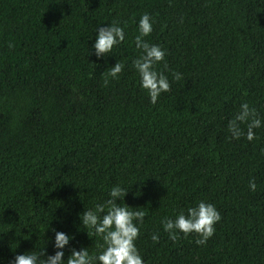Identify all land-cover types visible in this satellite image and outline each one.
<instances>
[{
    "label": "trees",
    "instance_id": "trees-1",
    "mask_svg": "<svg viewBox=\"0 0 264 264\" xmlns=\"http://www.w3.org/2000/svg\"><path fill=\"white\" fill-rule=\"evenodd\" d=\"M145 12L170 81L154 105L129 67ZM114 20L125 42L98 62L95 29ZM117 60L125 69L103 86ZM241 102L264 120L261 0H0V264L51 253L50 225L99 251L73 224L117 183L146 212L145 264H264V127L251 142L230 137ZM200 200L220 212L214 234L204 245L195 233L169 240L161 219Z\"/></svg>",
    "mask_w": 264,
    "mask_h": 264
},
{
    "label": "clouds",
    "instance_id": "clouds-1",
    "mask_svg": "<svg viewBox=\"0 0 264 264\" xmlns=\"http://www.w3.org/2000/svg\"><path fill=\"white\" fill-rule=\"evenodd\" d=\"M264 2V0H261ZM154 18L147 12L143 13L136 24V35L133 37L135 48L139 55L131 60L129 67L135 70L139 77V86L146 91L150 104H156L162 93L170 90L167 63L163 69L158 70L157 65L165 61L166 49L159 44L149 43L145 38L153 31ZM125 27L118 21H112L107 25L97 26L95 39L91 44L97 61L107 62V57L112 56L113 49L125 42ZM125 69V62L117 60L101 73L103 86H108L110 80L119 79ZM171 81H179L183 74L171 71ZM244 125L245 128H241ZM264 127L257 110L248 102H241L239 109L227 122V131L232 139L241 137L251 142L257 139L254 131ZM246 129V131H245ZM264 155V149H261ZM250 191H256L255 178L248 181ZM129 189L122 184L112 185L107 190V199L95 203L92 207L78 212L79 224H73L77 231H86L88 237L95 236L102 241L97 247L99 251L90 252L89 248L77 245L74 233L58 230L50 225L53 235L49 237L53 251L48 253L45 248L39 251L32 250L22 254H16L9 264H145L136 241L144 224L146 212L141 208L130 206L125 202ZM57 223H63L64 218L58 217ZM221 220V215L213 203L205 200L197 201L193 206L181 209L175 218L164 216L160 223L169 240L175 242L179 234L188 236L195 233L197 245H204L215 232V224ZM152 241H157L159 235L153 233ZM65 249L69 254L65 259Z\"/></svg>",
    "mask_w": 264,
    "mask_h": 264
}]
</instances>
